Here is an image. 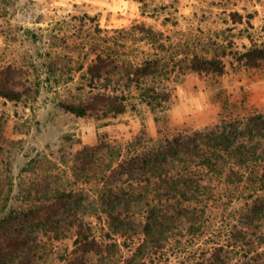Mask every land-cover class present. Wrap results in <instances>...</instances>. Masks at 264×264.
I'll list each match as a JSON object with an SVG mask.
<instances>
[{
    "label": "rangeland",
    "instance_id": "374dc122",
    "mask_svg": "<svg viewBox=\"0 0 264 264\" xmlns=\"http://www.w3.org/2000/svg\"><path fill=\"white\" fill-rule=\"evenodd\" d=\"M233 12L241 14L240 21L233 19ZM78 14H87L82 23L74 21ZM228 41L238 48L264 44V0H0V71L10 65L16 84L39 83L30 98L0 97V218L12 206H26L38 182L71 189L75 198H99L111 184L112 167L107 168L101 159L99 167H94L97 176L82 177L74 159L85 144L102 139L125 142L141 132L154 139L204 132L222 118L229 120L233 106L264 112V68L229 66L221 75L179 74L173 60L165 67L174 71L163 80L168 97L153 109L133 100L121 114L77 116L60 106L77 93L80 60L90 59L101 48L113 52L117 60L139 62L156 57L164 66L167 57L179 60L186 54L206 52L211 43L228 45ZM69 60L72 63H65ZM70 67L74 69L71 74L65 70ZM239 119L244 120L243 115ZM200 177L202 202L196 205V219L180 223L167 241L156 243L163 244L156 264H188L218 241L224 244L222 256L232 264H264V218L255 235H250L251 241L247 235L238 240L229 232L247 195L260 188L264 199V187L246 182L244 187L240 183L229 188L214 176ZM122 178L133 177L123 173ZM125 188L131 189L129 183ZM7 198L10 203L1 208ZM88 212H92L89 221L96 234L108 233L111 238H106L118 244L113 261V255H107L108 264H121L129 257L141 260L136 249L144 237L143 217L132 218L141 232L137 235L132 227L112 229V220L106 223L93 209ZM72 239L58 241L40 235L36 259L42 254L43 264H65L63 257L72 248ZM15 263L0 255V264Z\"/></svg>",
    "mask_w": 264,
    "mask_h": 264
},
{
    "label": "trees",
    "instance_id": "16d2710c",
    "mask_svg": "<svg viewBox=\"0 0 264 264\" xmlns=\"http://www.w3.org/2000/svg\"><path fill=\"white\" fill-rule=\"evenodd\" d=\"M82 15L78 14L74 21L82 23L87 14ZM231 15L236 21L241 20V14ZM211 44L203 53L186 54L179 60L167 57L168 63L164 66L156 57L139 62L117 60L113 52L101 48L90 59L86 56L80 62L75 60L79 62L77 71L81 79L76 84L77 93L60 106L77 116L121 114L133 100L153 109L168 97L163 80L169 79L174 71L165 67L169 60L175 62L173 67L178 66L179 74L194 71L221 75L229 66L239 70L264 68V44L241 48L232 46L233 41L232 44L228 41V45ZM10 70L11 66L7 65L0 71V97L20 101L39 90L38 82L25 86L13 82ZM65 70L71 74L74 69ZM257 110L253 113L250 108L233 106L229 108V120L222 118L204 132H179L156 139L141 132L125 142L102 139L97 144L83 145L76 152L74 165H79L82 177L91 179L98 175L94 167H99L98 161L104 159L107 168L112 167L109 174L112 181L107 184V191H102L95 200H87L75 198L73 191L66 187L51 188L48 181L38 182L26 206H12L0 218V255L15 264H43L45 256L40 254L36 259L39 236L58 241L69 237L73 238V245L65 250V264H108L106 257L113 255L110 258L113 261L118 244L106 238H111L108 233L102 237L96 234L89 221L92 212L88 211L93 209L106 223L112 220V229L132 227L135 234L140 231L133 226L132 218L143 217L144 237L136 249L142 258L129 257L121 264H156L155 258L163 246L156 243L167 241L169 233L180 223L196 219V205L202 202L199 183L202 174L226 181L229 188L244 187L246 182L253 187H264V147H261L264 112ZM240 115L244 120L239 119ZM256 135L258 143H253ZM123 173L133 178L125 181ZM127 183L130 190L125 188ZM260 192L258 188L247 195L236 212L238 216H234L229 232L238 240L247 235V241H251L250 237L255 235L264 218V199ZM3 202L1 208L6 209L10 201L7 198ZM224 250L223 243L214 242L188 264H232L222 256Z\"/></svg>",
    "mask_w": 264,
    "mask_h": 264
},
{
    "label": "clouds",
    "instance_id": "9594fccd",
    "mask_svg": "<svg viewBox=\"0 0 264 264\" xmlns=\"http://www.w3.org/2000/svg\"><path fill=\"white\" fill-rule=\"evenodd\" d=\"M173 118H176L175 113L173 114Z\"/></svg>",
    "mask_w": 264,
    "mask_h": 264
}]
</instances>
